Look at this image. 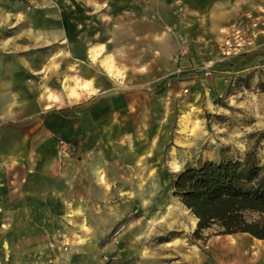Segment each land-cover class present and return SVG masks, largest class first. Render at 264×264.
<instances>
[{
  "label": "crops",
  "instance_id": "obj_1",
  "mask_svg": "<svg viewBox=\"0 0 264 264\" xmlns=\"http://www.w3.org/2000/svg\"><path fill=\"white\" fill-rule=\"evenodd\" d=\"M85 7L71 4L0 61L5 264L38 255L44 238L73 218L84 172L98 180L109 166L163 164L181 111L173 77L264 63V0H95ZM251 16L262 17L259 31L241 53L225 56L224 40ZM208 244L195 264H264V240L248 234L212 236Z\"/></svg>",
  "mask_w": 264,
  "mask_h": 264
},
{
  "label": "rangeland",
  "instance_id": "obj_2",
  "mask_svg": "<svg viewBox=\"0 0 264 264\" xmlns=\"http://www.w3.org/2000/svg\"><path fill=\"white\" fill-rule=\"evenodd\" d=\"M75 3L86 9L95 0H0V61L26 48L37 28L50 27ZM261 21L260 16L240 20V29L252 36ZM247 65L229 64L230 73L221 76L209 66L190 78L173 77L181 111L163 164L109 166L97 172L98 180L84 172L75 186L73 218L44 238L38 255L6 263L195 264L198 254L207 256L208 240L217 231L194 236L197 220L174 195L172 181L205 162L238 161L250 151L264 167V63ZM183 100L189 104L182 106Z\"/></svg>",
  "mask_w": 264,
  "mask_h": 264
},
{
  "label": "trees",
  "instance_id": "obj_3",
  "mask_svg": "<svg viewBox=\"0 0 264 264\" xmlns=\"http://www.w3.org/2000/svg\"><path fill=\"white\" fill-rule=\"evenodd\" d=\"M174 195L197 219L194 236L248 234L264 240V167L254 153L241 160L205 162L172 181Z\"/></svg>",
  "mask_w": 264,
  "mask_h": 264
},
{
  "label": "built area",
  "instance_id": "obj_4",
  "mask_svg": "<svg viewBox=\"0 0 264 264\" xmlns=\"http://www.w3.org/2000/svg\"><path fill=\"white\" fill-rule=\"evenodd\" d=\"M248 32L245 30H242L240 28H236L231 32V34L224 40L223 46H222V53L227 56L231 54H239L241 53L246 46H248L249 38L246 34ZM184 53H187L189 48L185 47L182 49Z\"/></svg>",
  "mask_w": 264,
  "mask_h": 264
},
{
  "label": "bare ground",
  "instance_id": "obj_5",
  "mask_svg": "<svg viewBox=\"0 0 264 264\" xmlns=\"http://www.w3.org/2000/svg\"><path fill=\"white\" fill-rule=\"evenodd\" d=\"M183 121H184V123H186L185 125H187V123H188V118H187L186 116L183 117ZM191 219H192L193 222H196V219H195L193 216H191Z\"/></svg>",
  "mask_w": 264,
  "mask_h": 264
},
{
  "label": "water",
  "instance_id": "obj_6",
  "mask_svg": "<svg viewBox=\"0 0 264 264\" xmlns=\"http://www.w3.org/2000/svg\"><path fill=\"white\" fill-rule=\"evenodd\" d=\"M197 220V219H196Z\"/></svg>",
  "mask_w": 264,
  "mask_h": 264
}]
</instances>
